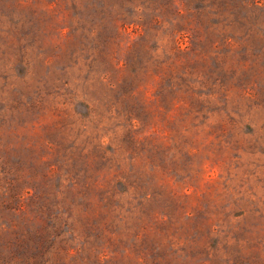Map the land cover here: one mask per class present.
<instances>
[{
	"label": "rangeland",
	"instance_id": "1",
	"mask_svg": "<svg viewBox=\"0 0 264 264\" xmlns=\"http://www.w3.org/2000/svg\"><path fill=\"white\" fill-rule=\"evenodd\" d=\"M0 264H264V0H0Z\"/></svg>",
	"mask_w": 264,
	"mask_h": 264
}]
</instances>
